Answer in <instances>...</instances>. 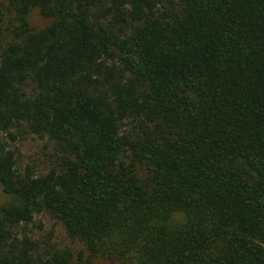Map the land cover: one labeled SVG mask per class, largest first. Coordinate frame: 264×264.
<instances>
[{
	"label": "trees",
	"instance_id": "16d2710c",
	"mask_svg": "<svg viewBox=\"0 0 264 264\" xmlns=\"http://www.w3.org/2000/svg\"><path fill=\"white\" fill-rule=\"evenodd\" d=\"M0 186V264H264V0H0Z\"/></svg>",
	"mask_w": 264,
	"mask_h": 264
},
{
	"label": "rangeland",
	"instance_id": "374dc122",
	"mask_svg": "<svg viewBox=\"0 0 264 264\" xmlns=\"http://www.w3.org/2000/svg\"><path fill=\"white\" fill-rule=\"evenodd\" d=\"M33 30L47 27L52 20L42 17L38 9H33L29 16ZM16 138L10 142L15 151L17 169L21 172L30 170L34 174H42L54 167L61 157L59 144L45 135H35L24 124L21 129L13 130ZM11 198L4 194L0 186V204L8 202ZM180 217L178 216L177 219ZM31 236L39 241L41 251L49 249L69 250L73 254L82 251L78 241L70 239L62 225L48 213L41 212L34 216L33 222L28 226ZM97 264H117L109 261H100Z\"/></svg>",
	"mask_w": 264,
	"mask_h": 264
}]
</instances>
